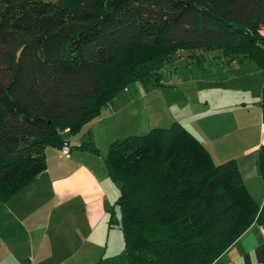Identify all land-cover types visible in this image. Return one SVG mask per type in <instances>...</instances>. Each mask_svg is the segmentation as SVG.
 <instances>
[{"label":"trees","instance_id":"obj_1","mask_svg":"<svg viewBox=\"0 0 264 264\" xmlns=\"http://www.w3.org/2000/svg\"><path fill=\"white\" fill-rule=\"evenodd\" d=\"M262 29L264 0H0V201L129 84L161 86L176 50L221 75L264 69ZM103 163L128 264H212L264 226L236 162L215 164L180 123L114 141ZM257 164L264 179V145Z\"/></svg>","mask_w":264,"mask_h":264},{"label":"crops","instance_id":"obj_2","mask_svg":"<svg viewBox=\"0 0 264 264\" xmlns=\"http://www.w3.org/2000/svg\"><path fill=\"white\" fill-rule=\"evenodd\" d=\"M219 75L218 83L207 82L216 88L201 109L174 122L203 144L215 164L234 160L247 192L262 206L257 160L264 145V69L252 65ZM90 123L75 136L65 131L68 157L46 148L45 170L10 202L0 201V264H128L122 231L109 224L111 212L120 216L119 189L100 152L78 148L94 140L89 130L82 135ZM212 264H264V226L252 225Z\"/></svg>","mask_w":264,"mask_h":264},{"label":"rangeland","instance_id":"obj_3","mask_svg":"<svg viewBox=\"0 0 264 264\" xmlns=\"http://www.w3.org/2000/svg\"><path fill=\"white\" fill-rule=\"evenodd\" d=\"M261 33L264 34V29ZM175 54L179 57L173 59L175 66L163 70L161 86L153 87L142 82L129 84L82 133L87 135L89 130L94 139L92 143L97 145L101 157L107 154L109 145L116 140L146 135L156 128H168L174 121L183 120L185 115L197 113L202 107L203 97L209 91L213 94L212 88L216 87L207 85V82L219 80L221 71L216 67L217 61H182V57L186 58L185 52L176 50ZM209 71L206 77L205 73ZM214 96L216 94L211 95Z\"/></svg>","mask_w":264,"mask_h":264},{"label":"built area","instance_id":"obj_4","mask_svg":"<svg viewBox=\"0 0 264 264\" xmlns=\"http://www.w3.org/2000/svg\"><path fill=\"white\" fill-rule=\"evenodd\" d=\"M59 150L64 156L68 157L69 153H70L69 143L67 141H65Z\"/></svg>","mask_w":264,"mask_h":264}]
</instances>
